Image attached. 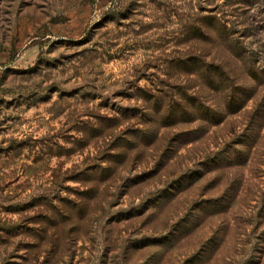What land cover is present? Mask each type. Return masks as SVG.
Masks as SVG:
<instances>
[{
    "label": "rangeland",
    "instance_id": "obj_1",
    "mask_svg": "<svg viewBox=\"0 0 264 264\" xmlns=\"http://www.w3.org/2000/svg\"><path fill=\"white\" fill-rule=\"evenodd\" d=\"M0 264H264V0H0Z\"/></svg>",
    "mask_w": 264,
    "mask_h": 264
},
{
    "label": "trees",
    "instance_id": "obj_2",
    "mask_svg": "<svg viewBox=\"0 0 264 264\" xmlns=\"http://www.w3.org/2000/svg\"><path fill=\"white\" fill-rule=\"evenodd\" d=\"M52 23H56V22H58V21H56V20H53V21H51Z\"/></svg>",
    "mask_w": 264,
    "mask_h": 264
}]
</instances>
